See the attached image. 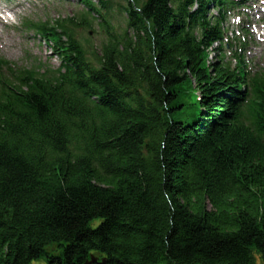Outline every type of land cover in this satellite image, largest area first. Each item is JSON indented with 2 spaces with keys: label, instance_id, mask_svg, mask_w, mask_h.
<instances>
[{
  "label": "trees",
  "instance_id": "16d2710c",
  "mask_svg": "<svg viewBox=\"0 0 264 264\" xmlns=\"http://www.w3.org/2000/svg\"><path fill=\"white\" fill-rule=\"evenodd\" d=\"M218 1L39 23L61 64L0 94V264H264V77L248 119Z\"/></svg>",
  "mask_w": 264,
  "mask_h": 264
},
{
  "label": "rangeland",
  "instance_id": "374dc122",
  "mask_svg": "<svg viewBox=\"0 0 264 264\" xmlns=\"http://www.w3.org/2000/svg\"><path fill=\"white\" fill-rule=\"evenodd\" d=\"M6 1L7 0H0ZM124 3L123 0H118ZM19 3V1H15ZM20 7L26 8L23 12L24 16L32 17V18H55L59 16L72 15L78 9L82 7L77 4L75 0H31V1H20ZM119 19V20H118ZM118 20V21H117ZM124 21L123 17L114 13L113 22L117 24L119 28ZM92 31L91 38L95 42H99L104 36L100 32V27L97 23L94 24V29ZM89 34V31L83 32L79 37L86 38ZM5 42L9 45L8 50L15 60L24 62L28 61L29 64H34L35 60L32 61L31 58L26 59V52H29L30 56L38 57V62H45L47 65H52L54 67H58L60 65V61L51 54L50 50L42 44L41 40L38 37H34V35L30 33H21L17 29H8L3 30L1 33ZM28 55V54H27ZM95 259V258H94ZM96 260V259H95ZM35 264H44V262H38ZM94 264H98L95 262ZM257 264H262L260 261Z\"/></svg>",
  "mask_w": 264,
  "mask_h": 264
},
{
  "label": "water",
  "instance_id": "95a60500",
  "mask_svg": "<svg viewBox=\"0 0 264 264\" xmlns=\"http://www.w3.org/2000/svg\"><path fill=\"white\" fill-rule=\"evenodd\" d=\"M95 262H97V260H95L94 258L91 261L86 262L85 264H94ZM102 264H106V260H104V262Z\"/></svg>",
  "mask_w": 264,
  "mask_h": 264
}]
</instances>
